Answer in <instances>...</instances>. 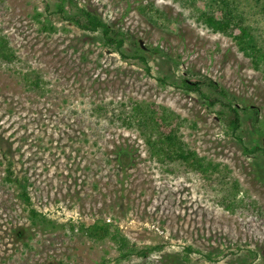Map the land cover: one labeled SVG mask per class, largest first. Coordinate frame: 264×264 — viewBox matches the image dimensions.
<instances>
[{"label":"rangeland","instance_id":"rangeland-1","mask_svg":"<svg viewBox=\"0 0 264 264\" xmlns=\"http://www.w3.org/2000/svg\"><path fill=\"white\" fill-rule=\"evenodd\" d=\"M58 2L130 35L125 48L132 55L138 43L146 62L105 47ZM236 3L264 47V0ZM0 34L15 54L0 61V264H264V72L231 37L175 0H0ZM205 77L239 106L236 132L222 106L183 89ZM132 103L175 113L178 135L209 171L158 161L147 139L159 131L124 123L122 104ZM9 162L54 226L30 221L5 181ZM70 222L111 223L136 249H160L119 262L112 241L73 233Z\"/></svg>","mask_w":264,"mask_h":264},{"label":"trees","instance_id":"trees-1","mask_svg":"<svg viewBox=\"0 0 264 264\" xmlns=\"http://www.w3.org/2000/svg\"><path fill=\"white\" fill-rule=\"evenodd\" d=\"M186 9L194 11L197 14V21L202 26L206 27L214 33H221L227 37H231L243 54L252 59V62L257 70L262 69L264 72V47L260 46L257 36L253 29L246 24V16L240 11L236 0H175ZM57 11L64 13V18L73 23L75 26L87 32H100L102 35V43L105 47L112 49L124 58H128L130 49L125 48L127 42L131 40V36L125 32L113 28L110 24L99 18L95 13L86 8H78L77 12L68 13L65 10L63 3L56 4ZM146 9L143 8L142 11ZM158 16L162 18V14ZM38 15H41L38 13ZM154 24L157 23L156 18H150ZM45 31L56 33L58 29L50 22H45L43 26ZM134 45L133 53L130 57L138 58L146 62V57L140 55V45L132 41ZM130 43L129 47L132 46ZM15 59V54L11 48L9 41L5 36L0 34V61L11 62ZM166 79L167 76L165 77ZM164 81L161 79V82ZM191 80L184 79L182 82L183 89L188 92H195L206 101L209 107L220 105L224 108L223 116L228 117L229 127L236 132L241 127L240 108L233 103V98L223 89L217 82L206 78L203 81L190 82ZM120 110L125 114L124 123L128 127L138 125L145 129L152 127L159 131L158 137H149L147 143L152 151V154L158 161L164 165H172L175 163L185 164L199 173L206 174L210 169V164L200 158L195 152H191L185 142L178 135L176 120L179 119L175 113L168 111L165 108L152 104L144 105L141 103H132L130 106L123 105ZM128 110V113L126 112ZM245 111V110H243ZM127 114V115H126ZM264 153V148H262ZM258 148H244L246 153L252 154ZM7 176L5 181L8 184H15L20 190L19 197L28 212L30 221L34 225L43 227L54 226L52 220L39 212L32 201V197L28 190V179H20L14 176L13 163L9 162L6 169ZM223 183H220L222 185ZM227 183L225 184V186ZM228 186V185H227ZM226 186V187H227ZM236 186V185H235ZM228 188V187H227ZM231 188V187H229ZM215 189V188H213ZM235 202L221 201L225 209L232 210ZM68 229L73 233H82L83 236L96 241L110 240L112 241L119 252L117 261L122 262L130 260L133 256L148 259L154 251L159 247H148L136 249L128 238L122 233L118 226L107 222H96L91 226L85 224H74L70 222ZM189 249L188 251H190ZM188 254V253H187ZM190 255V254H188ZM186 259H189V256ZM209 258V255L206 256Z\"/></svg>","mask_w":264,"mask_h":264}]
</instances>
